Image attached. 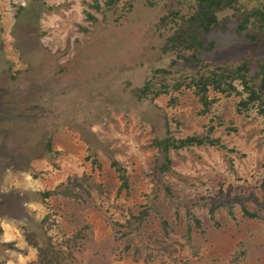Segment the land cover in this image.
<instances>
[{"label":"rangeland","instance_id":"1","mask_svg":"<svg viewBox=\"0 0 264 264\" xmlns=\"http://www.w3.org/2000/svg\"><path fill=\"white\" fill-rule=\"evenodd\" d=\"M196 1L0 0V264H264V105L194 85H261L264 29L169 42ZM192 136L217 142L156 143Z\"/></svg>","mask_w":264,"mask_h":264},{"label":"trees","instance_id":"2","mask_svg":"<svg viewBox=\"0 0 264 264\" xmlns=\"http://www.w3.org/2000/svg\"><path fill=\"white\" fill-rule=\"evenodd\" d=\"M37 3L39 0H34ZM238 0H197V10L195 14L190 17L189 19L184 22V28H181L180 30H175L174 33L171 35L170 39L168 40L171 43H177L178 46H189V48H193L197 51L204 48V45L202 44L201 37L204 34H207L213 29L220 28L221 23H218V16L217 14L225 9L232 10V13H229L227 16L228 19H233L236 23L239 21H243L246 23H251L250 19H255L256 23L259 27H263L264 29V7L262 8L260 5L259 8H252L251 10H245L237 7L236 3ZM242 6H247V3L245 2ZM21 10H24V8H21ZM239 12L241 15L236 16L234 13ZM243 14V15H242ZM18 17V16H17ZM16 17V18H17ZM238 24V23H237ZM246 29V26L244 25H236L235 30L239 33H242ZM209 49L211 47L209 46ZM247 64H241L239 66L233 67V66H226V68H217L210 72V75L200 79V85L194 83L196 87H198V93H200L202 96L205 95L207 92V86H212L215 90L219 92H225V91H234L237 93L236 87L233 85V82L236 80H239L243 91L247 94V98L241 101V106L244 108H247L250 104H258L260 107H263L264 105V66L259 67L258 75L263 76L261 85L255 84L254 86H250L247 84ZM168 73L167 71L163 70H155L154 73ZM223 72H226L227 75H231L230 81L228 83L224 82L223 79ZM223 86L228 87V90H225L222 88ZM258 86V87H256ZM263 88V92L260 90ZM151 86L150 83L144 84L143 87L139 88L137 91L138 98H144L147 97L150 93ZM260 91V92H259ZM160 93V92H158ZM205 96L203 100H205ZM208 102H206L204 105H206ZM217 141H213V139H209L207 137H187L185 139H179V140H170L168 138L164 139L161 142H156L158 146H162V151L165 153L169 147L178 149L185 147L187 145H202V144H208V145H214V143ZM165 155V154H164ZM27 158V154L25 156V159ZM163 162H165V166L162 168L167 169L169 161L168 158L163 156ZM121 173L120 180L122 181V187L126 186V178L124 176L125 172L124 170L120 169L118 170ZM50 194V191L45 192H38L37 195H39L41 198H46ZM7 205L4 203V206ZM244 215L247 217H256V214L248 212L246 210H243ZM143 213L141 212V218L143 216ZM210 213H213V208L210 209Z\"/></svg>","mask_w":264,"mask_h":264}]
</instances>
